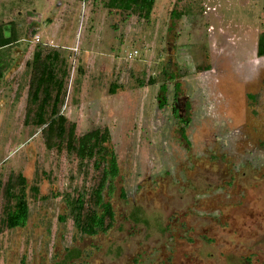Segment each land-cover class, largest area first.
Returning a JSON list of instances; mask_svg holds the SVG:
<instances>
[{
  "label": "rangeland",
  "instance_id": "obj_1",
  "mask_svg": "<svg viewBox=\"0 0 264 264\" xmlns=\"http://www.w3.org/2000/svg\"><path fill=\"white\" fill-rule=\"evenodd\" d=\"M0 27L16 39L0 48V264H264V0H155L148 21L107 0H0ZM36 50L58 54L66 131H109L106 232L74 226L100 175L47 132L50 105L37 125ZM19 174L29 216L9 230Z\"/></svg>",
  "mask_w": 264,
  "mask_h": 264
},
{
  "label": "trees",
  "instance_id": "obj_2",
  "mask_svg": "<svg viewBox=\"0 0 264 264\" xmlns=\"http://www.w3.org/2000/svg\"><path fill=\"white\" fill-rule=\"evenodd\" d=\"M155 0H107L109 9L134 12L145 21L150 19V15ZM173 17H177L175 11L171 12ZM16 39L9 35L4 36L3 29L0 27V48L15 42ZM257 57L264 56V32L258 35ZM58 59L56 52H48L42 55L40 50L33 52L30 63V81L27 99L30 104L37 105L36 120L37 125L45 123L46 107L50 105L47 132L54 135L57 139H65V148L68 152H74L82 162L84 160L93 161V169L99 173V179L92 191L93 208L85 211L83 196L79 195L70 203L71 213L75 228L84 235L94 236L99 232H106L111 228L114 220V212L109 202L103 199V192H111L113 181L118 176V165L113 150L108 147L110 134L107 128L103 130L95 129L83 134L80 137L74 136L75 124L71 123L66 131V118L59 113V106L63 102L64 81L58 77L55 63ZM149 85L154 84V80L149 78ZM178 88V85H176ZM165 86L160 87V92H165ZM42 95V96H41ZM160 100V107L163 106ZM176 108L173 112L176 114ZM187 123V120H181ZM180 134L186 139L184 127H180ZM18 187V192L14 193V187ZM25 179L20 174L15 180L7 181L4 189V196L12 206H8L5 211L3 224L5 228L14 230L23 228L28 220L29 208L26 200ZM61 221L63 217L59 218Z\"/></svg>",
  "mask_w": 264,
  "mask_h": 264
},
{
  "label": "flooded vegetation",
  "instance_id": "obj_3",
  "mask_svg": "<svg viewBox=\"0 0 264 264\" xmlns=\"http://www.w3.org/2000/svg\"><path fill=\"white\" fill-rule=\"evenodd\" d=\"M176 1H180V0H176ZM257 40H258V38H257ZM256 51H257V43H256ZM256 57H257V54H256ZM264 57V56H263ZM257 58H259V57H257ZM175 87H176V85H175ZM165 89H166V86H165ZM165 92H166V90H165ZM164 92V93H165ZM175 104H174V108H176V110L178 111V109H177V105H178V99H176L175 100V102H174ZM185 140V139H184ZM186 141V140H185ZM187 142V141H186Z\"/></svg>",
  "mask_w": 264,
  "mask_h": 264
},
{
  "label": "built area",
  "instance_id": "obj_4",
  "mask_svg": "<svg viewBox=\"0 0 264 264\" xmlns=\"http://www.w3.org/2000/svg\"><path fill=\"white\" fill-rule=\"evenodd\" d=\"M35 39H36L37 42H39V38L38 37H36ZM135 54H136V51L132 52L130 55H135Z\"/></svg>",
  "mask_w": 264,
  "mask_h": 264
},
{
  "label": "crops",
  "instance_id": "obj_5",
  "mask_svg": "<svg viewBox=\"0 0 264 264\" xmlns=\"http://www.w3.org/2000/svg\"><path fill=\"white\" fill-rule=\"evenodd\" d=\"M7 36V35H6Z\"/></svg>",
  "mask_w": 264,
  "mask_h": 264
}]
</instances>
